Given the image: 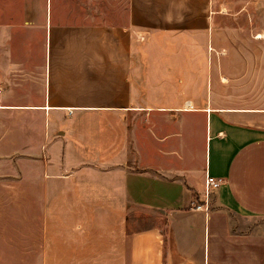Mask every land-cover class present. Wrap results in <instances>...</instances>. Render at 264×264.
Returning a JSON list of instances; mask_svg holds the SVG:
<instances>
[{
    "label": "crops",
    "instance_id": "0c3cea01",
    "mask_svg": "<svg viewBox=\"0 0 264 264\" xmlns=\"http://www.w3.org/2000/svg\"><path fill=\"white\" fill-rule=\"evenodd\" d=\"M63 1L24 15L34 51L1 34L0 110L34 117L43 229L66 234L68 263L264 264V102L188 96L186 60L165 49L202 36L187 24L205 0H130L126 23Z\"/></svg>",
    "mask_w": 264,
    "mask_h": 264
},
{
    "label": "rangeland",
    "instance_id": "374dc122",
    "mask_svg": "<svg viewBox=\"0 0 264 264\" xmlns=\"http://www.w3.org/2000/svg\"><path fill=\"white\" fill-rule=\"evenodd\" d=\"M66 1L81 12L78 15H95L99 11L107 21L127 22L130 0L63 2ZM204 2V11L197 14L196 24L195 21L187 24L190 28H200L202 24L203 29H198L202 36L170 41L165 48L168 60L174 49L186 60L188 96L196 95V92L200 95L201 90L205 92L208 88L207 91H213L224 102L229 95H235V99L263 103L264 0ZM25 3L26 6L23 0H0V39L5 36L7 49H11V44L15 46L13 53L16 56L23 50L34 51L35 44L39 43L36 35L29 34L30 43L26 47L18 45L17 37L24 17L45 16V0H27ZM258 34L260 38L256 37ZM3 43L0 40V67L1 58L7 56L2 50ZM198 83L199 88L194 89ZM18 109L5 113L0 110V264H71L65 248L66 234L58 231L52 234L50 228L48 231L43 229L44 220L51 223V201H44V196L43 204H40V187L42 196L45 190L44 184H38L39 177L47 175L48 164H35V158L39 157L35 148L40 143L34 137V117L24 118ZM193 136L194 133L191 138L194 149L200 144V138L193 140ZM25 147L28 151H24ZM20 148H24L23 151Z\"/></svg>",
    "mask_w": 264,
    "mask_h": 264
},
{
    "label": "built area",
    "instance_id": "2783aa9c",
    "mask_svg": "<svg viewBox=\"0 0 264 264\" xmlns=\"http://www.w3.org/2000/svg\"><path fill=\"white\" fill-rule=\"evenodd\" d=\"M220 182L219 180L209 176V175H206L205 177V197H208V195L213 191L215 190L218 186H219ZM195 208H201L202 205H195L194 206Z\"/></svg>",
    "mask_w": 264,
    "mask_h": 264
},
{
    "label": "bare ground",
    "instance_id": "6f19581e",
    "mask_svg": "<svg viewBox=\"0 0 264 264\" xmlns=\"http://www.w3.org/2000/svg\"><path fill=\"white\" fill-rule=\"evenodd\" d=\"M256 37H257V38H260L261 35L258 34ZM186 106H188V109H189L191 105L187 104Z\"/></svg>",
    "mask_w": 264,
    "mask_h": 264
}]
</instances>
